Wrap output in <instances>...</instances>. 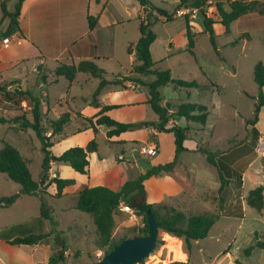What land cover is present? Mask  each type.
Segmentation results:
<instances>
[{"label": "rangeland", "instance_id": "obj_1", "mask_svg": "<svg viewBox=\"0 0 264 264\" xmlns=\"http://www.w3.org/2000/svg\"><path fill=\"white\" fill-rule=\"evenodd\" d=\"M15 1L13 3H16ZM102 1L104 4L106 0ZM149 1L156 8L174 14L172 20L164 21V18H160L151 26L155 34V40L150 47L155 62L154 68L170 71L172 79L194 80L204 86L203 89H175L170 83L159 89L164 103L169 102L173 109L183 103L204 105L208 112L205 126L187 123L183 118L170 120L168 126L174 122L181 128H187L186 134L193 143L199 148L216 152L218 159L232 169L234 177L223 192L218 194L220 180L217 171L206 162L205 155L200 152L179 154V164L173 172L161 173L154 177L156 181L165 179L168 183L166 185L165 182L166 194L160 202L159 185L155 182L150 184L148 195L153 204L164 208L174 207L185 214H218L219 218L206 238L190 241V249L185 238L159 231L154 252L141 264H264V250L255 247L257 241H264V208L259 212L246 204L248 192L257 186H264V156L256 152L259 140L264 138V132L258 128L257 122L255 128H258L259 137L253 141L251 127L246 124L247 120L253 118L257 102L258 88L253 81V70L257 63L264 64V19L256 13L248 17L242 16L225 32L224 26L218 23L215 2L202 11L196 10L193 13L189 10L182 13L181 9L179 13L175 11L177 0ZM101 6L95 0L91 1L92 8ZM10 11H14L13 4H10ZM185 16L188 17L190 30L194 34V55L187 51ZM204 17L211 18L215 22L213 30L218 53L211 44L209 36L204 32ZM133 26L134 22L131 25H124L121 30L115 32L124 33L118 38L116 35L117 39H115L119 46V49L116 48L117 53L115 52L117 62H120L123 69H128L127 51L134 41V35L131 33ZM121 37L124 43L120 40ZM122 44L126 47V51L125 48L121 50ZM98 65L109 74L117 73L120 69L115 62L101 61ZM47 68L50 69V65H47ZM47 68L40 71L42 75L50 77ZM122 71L124 73L125 70ZM35 76V74L29 75L23 85L44 104L49 103L50 107H56L55 109L59 111L57 101L66 93L65 79L60 78L58 83L39 89L35 83ZM142 78L145 83L154 80L152 75ZM98 84V80L92 79L84 86V92L92 93ZM12 88L14 86L10 89ZM136 92L145 98L148 88L141 86ZM69 103L71 104L72 101L70 100ZM0 115L11 116V113L0 110ZM57 115L60 114L51 113L49 118L55 120ZM110 117L122 123L134 124L157 120L156 114L147 103L143 110L135 111L131 115L128 110H115ZM129 117L132 120H128ZM77 128V125L72 124L64 132L68 134ZM143 128L145 127L129 131H139ZM151 130L148 127L143 140L121 148L118 147L121 143L107 140L105 136L107 128L101 126L95 136L98 146L97 156L103 157L109 166L116 161L121 164V168L127 167L128 170L123 169L125 181L137 178L143 174L141 172L149 170L154 165L170 162L175 152L173 135L164 134L161 137H154ZM3 143L11 145L20 152L29 162L32 179L39 182L43 153L40 141L34 132L21 131L17 124H0V149ZM151 145L157 148V155L154 157L142 153L144 147ZM50 175L51 170L49 177ZM117 176L118 174L114 173V176L108 175L107 178ZM19 190L18 184L0 173V199L17 194ZM21 196L24 197L19 201L16 200L12 205L0 207L1 235L4 233L8 236L23 235L21 233L24 231L38 234L43 229V225L38 223L39 219L36 218L40 210L39 197ZM76 199V194H68L60 198L45 197L47 204L52 207V216L57 225L54 227L48 222L50 225L48 233L44 234L52 232L54 237L57 233L64 240L65 249L69 254L65 264H95L104 256L105 249L98 246L96 228L91 215L75 209ZM121 205L129 204L122 202ZM20 225L24 228H14ZM12 228L15 232L8 233ZM143 228L144 224L140 216L136 214L134 218L119 210L112 241L117 242L124 236L134 237ZM250 247L253 249L247 255L245 250ZM34 260L43 263L40 254H37ZM10 262L20 264V259L0 247V264H10Z\"/></svg>", "mask_w": 264, "mask_h": 264}, {"label": "trees", "instance_id": "obj_2", "mask_svg": "<svg viewBox=\"0 0 264 264\" xmlns=\"http://www.w3.org/2000/svg\"><path fill=\"white\" fill-rule=\"evenodd\" d=\"M24 0H18L15 4L13 12H8L6 2H1L0 10L2 19H9V27L18 24V17L20 16V8ZM175 11L181 9L186 10H203L210 3L215 2V11L219 17V22L224 26L225 32L229 26L237 21L240 17L250 13H256L264 19V0H177ZM141 9L138 16V31L139 37L136 43L128 48V53L134 49V62L132 74L138 76H154L151 83H145L139 78L125 77L123 80H128L134 83L142 84L148 88L147 104L150 105L152 111L157 116L156 122L150 123H122L118 122L108 116L112 110L119 109L120 106L108 105L103 106L100 111L93 117H84L81 114H76L75 119L78 123L77 129L73 133H79L91 129L94 138L85 147H72L59 156H54L51 148L54 145L55 139H62L65 137V128L70 124L71 114L69 112L61 114L56 120L46 118V114L42 112L41 99L34 96L28 89L21 87H14L10 89L15 83H1L0 84V110L11 113V116L0 115V124H17L21 131L32 130L41 144V151L43 153V161L41 165V176L39 182L32 179L28 164L29 162L22 157L20 152L7 143H3L0 149V173L5 174L12 182L20 186L17 194L0 199V207H8L16 202L21 195L37 196L40 199V217L47 221L52 226H56L57 222L52 216V208L47 204L45 197L60 198L64 196V191L67 187L75 185L73 179H62L59 176L53 178L49 177V170L51 163L68 165L74 171L82 174H88L89 160L88 156L91 153L97 152L98 146L95 136L98 134V128L105 126L107 128V140L118 137L121 133L129 130H134L140 127H151L158 132L172 134L174 137L175 152L173 159L166 164H159L152 166L145 173L140 174L135 179L127 180L123 183L118 191H113L103 186L87 187L84 186L77 194L75 209L91 215L93 223L96 228V235L98 238V246L105 249L104 255L109 253L115 246L122 241L129 238L122 237L117 242L112 241V233L115 225V219L119 211V206L122 202L128 203L135 213L142 218L144 228L135 236H146L148 234L146 211H149L154 216L156 222L160 224L159 231H164L175 235L176 237L185 238L188 248L190 249V241H197L207 237L210 229L218 220L219 215L209 214H185L178 211L174 207H161L155 204L146 202V192L144 182L152 177H157L161 173H171L178 163V156L187 149L184 147V142L189 140L186 134L187 128L171 122L170 120L183 118L187 123H196L205 126L207 123L208 112L204 105H197L191 103H183L172 108L169 102L163 103L159 89L168 84H173L174 88H199L204 86L198 82L183 81L172 79L170 71L159 70L154 68L150 47L155 40V34L151 30L154 21L164 18V21L173 19L174 14H168L165 11L156 8L149 0H137ZM186 36H187V51L193 54L194 48V34L190 30L188 17ZM97 18L88 17V28L93 30L97 26ZM215 22L208 17L203 18L204 32L209 36L211 44L217 52L216 35L213 30ZM38 66V70H41ZM87 74L91 78L97 79L99 84L92 95V104L98 106L96 99L102 90L108 85L121 87L120 80L108 81L105 78V72L98 68L92 61H81L77 64H60L54 71V82L58 78H65L69 85L73 84L78 74ZM253 81L258 88L257 102L253 118L247 120L246 124L250 126V133L253 141L259 137V131L255 128L258 122L259 113L264 107V64L257 63L253 70ZM42 83L45 84V78H42ZM124 88V87H123ZM26 103V106H23ZM198 152L205 155L206 162L214 167L217 171L220 185L217 190L221 194L223 190L229 185L234 177L232 169L224 162L220 161L216 152L210 151L207 148H199ZM54 185L56 189L55 195L47 193V188ZM264 186L260 185L248 192L246 204L257 211L264 208ZM241 216V215H238ZM14 228H24L23 225ZM14 228L11 232L13 233ZM15 232V231H14ZM28 232V231H27ZM56 233V232H55ZM23 235H11L6 233L0 234V240L5 241L9 245H36L42 242L49 234H36L32 232L21 233ZM255 247L264 250V241H257ZM52 252L47 263L36 264H65V242L56 233L54 236V243L52 244ZM253 248L250 247L245 250L248 255ZM179 264V263H174Z\"/></svg>", "mask_w": 264, "mask_h": 264}, {"label": "crops", "instance_id": "obj_3", "mask_svg": "<svg viewBox=\"0 0 264 264\" xmlns=\"http://www.w3.org/2000/svg\"><path fill=\"white\" fill-rule=\"evenodd\" d=\"M14 1L15 0H0V4L1 2H6L7 11L11 12L10 4H13L15 8V4L17 3L16 1V3H13ZM91 1L92 0H24L20 8L18 24L11 27H9V19H2L0 10V84L4 82L15 83V85H13L14 87L28 89L23 84L28 80L27 78L29 75L35 74V83L37 87L39 89H45V87L47 88L59 82L60 78L53 83L55 80L53 71L60 64L70 65L73 63L77 64L81 61L94 62L98 68L105 72V78L108 81L120 80L122 82L121 87L123 86L124 88L115 87L113 85L105 87L96 99L98 106H95L91 102L92 95L96 89L92 93L84 92L83 89L84 86L94 78H91L87 74L80 73L77 75L75 82L71 85H69L68 81L64 78L66 81V93L57 101V108H59V111L55 109L56 107H50L49 103L44 104L42 101L41 106L42 112L46 114L48 119H50L49 115L51 113L58 112L61 115L69 112L71 114L70 125H78L75 119L76 114H81L84 117L90 118L97 114L103 106L108 105L120 106V108L116 110H128L131 115V113L135 111L143 110L148 100V96L142 98L140 96L142 94L138 95L136 92L143 86L142 84L123 80L125 77L139 78L145 82L142 76L131 73L134 62V49H132L131 53L127 51L128 69H123L120 62H117L118 59L116 54V48L118 47L119 49V46L116 44L115 39L120 37V34L123 36L124 33L123 31L118 34L115 32L121 30L124 25H131V23L134 22L131 31L132 35H134L132 46L138 40V16L141 13V9L137 0H106L104 4L102 0H95L98 5H102L100 8H92ZM182 10V13L188 12V10ZM251 14L253 13L243 17H248ZM89 16L96 17L98 20V24L93 30H89L88 28ZM240 19L241 17L237 21ZM1 30H5V32H1ZM5 37L10 39L6 45L2 44V40ZM120 40L124 43L122 37ZM124 48L126 51V47L122 44L121 50L123 51ZM101 61L115 62L120 69L117 73L109 74L105 69L99 67L98 64ZM47 65H50V69L47 68ZM38 66L42 67L41 71L43 68H47L46 71L50 77L45 74L42 75L41 71L38 70ZM122 70H125L124 73H122ZM41 76L45 78V84L42 83V80L39 81L42 78ZM70 100L72 101L71 104L69 103ZM23 104L26 105V103ZM113 111L115 110L110 111L108 116H111ZM60 115H57V118ZM128 120L132 119L129 117ZM70 125H68L64 131H66ZM257 125L258 128L264 132V107L260 110ZM100 127H97L98 130ZM258 128L256 129L258 130ZM147 129L148 127L140 129L139 131H126L121 133L118 137L111 138V142L121 143V145H118V147L120 146L121 148L129 144L137 143L143 140L144 135L147 133ZM151 129L154 137H161L166 134L158 132L153 128ZM93 138L94 134L91 129L79 133L71 132L65 134V137L62 139L56 138L51 152L54 156H59L72 147H85ZM184 147L187 151L182 153L198 152V147L193 143L191 138L184 142ZM88 160L89 167L87 175H82L74 171L68 165L51 163V178L59 176V178L62 179H73L75 181V185L65 189L64 196L68 194H77L84 186H103L113 191H118L121 188L125 182L123 174V169L125 167L121 168V164L116 163V161H114L112 166H109L103 157L97 156V152L89 154ZM178 164L179 158L177 165ZM125 169L128 170L127 167ZM114 173H117L118 176L107 178L108 175L114 176ZM161 181H156L154 177H152L144 183L147 203L153 204L148 195L150 184L153 182L159 185V190L161 191L159 202L162 201L164 194H166L164 191L165 182L167 185L168 180L163 179ZM46 191L52 196L55 195V186L50 185ZM22 197L24 196H20L17 201L22 199ZM36 218L39 219L38 223L43 225V229L40 233H37H48L50 226L48 222L43 219V221L40 220V213ZM53 243L54 237L49 235L42 242L32 246L9 245L5 241L0 240V247L12 252L15 257L20 259V264H36L37 262L34 260V257L37 254L42 256L43 263H47L52 252L51 247ZM68 255L66 251L65 257L68 258Z\"/></svg>", "mask_w": 264, "mask_h": 264}, {"label": "water", "instance_id": "obj_4", "mask_svg": "<svg viewBox=\"0 0 264 264\" xmlns=\"http://www.w3.org/2000/svg\"><path fill=\"white\" fill-rule=\"evenodd\" d=\"M148 234L122 241L95 264H141L155 250L160 224L146 211Z\"/></svg>", "mask_w": 264, "mask_h": 264}, {"label": "built area", "instance_id": "obj_5", "mask_svg": "<svg viewBox=\"0 0 264 264\" xmlns=\"http://www.w3.org/2000/svg\"><path fill=\"white\" fill-rule=\"evenodd\" d=\"M211 4V3H210ZM186 10V9H185ZM189 11V10H188ZM193 13L196 12V9L194 10H191ZM177 12H180L177 11ZM181 15V14H180ZM9 38L8 37H5L3 38L2 40V44L6 45L8 44L9 42ZM156 146L155 145H151V146H148V147H144L142 149V153L148 157H154L157 155V150H156ZM256 152L259 154V155H262L264 156V138H261L257 144V148H256ZM119 210L123 211L124 213H127V214H130L131 216H133L134 218H136V213L135 211L133 210V208L130 206V205H120L119 206Z\"/></svg>", "mask_w": 264, "mask_h": 264}]
</instances>
